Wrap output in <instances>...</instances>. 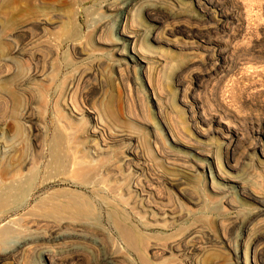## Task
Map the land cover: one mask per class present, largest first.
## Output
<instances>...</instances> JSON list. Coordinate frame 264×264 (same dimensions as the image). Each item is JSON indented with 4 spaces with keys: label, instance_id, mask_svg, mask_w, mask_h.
I'll list each match as a JSON object with an SVG mask.
<instances>
[{
    "label": "rangeland",
    "instance_id": "obj_1",
    "mask_svg": "<svg viewBox=\"0 0 264 264\" xmlns=\"http://www.w3.org/2000/svg\"><path fill=\"white\" fill-rule=\"evenodd\" d=\"M59 133L69 185L49 190L96 220L29 227L33 198L0 222V264H264V0H0V154L46 166ZM85 153L96 184L70 174Z\"/></svg>",
    "mask_w": 264,
    "mask_h": 264
},
{
    "label": "bare ground",
    "instance_id": "obj_2",
    "mask_svg": "<svg viewBox=\"0 0 264 264\" xmlns=\"http://www.w3.org/2000/svg\"><path fill=\"white\" fill-rule=\"evenodd\" d=\"M123 28H124V26H123ZM123 28H122V30H123ZM123 32H126V31H123ZM132 46H133V43H132ZM64 92H65V89H64ZM60 95H62V91L60 92ZM191 114H192L191 117H193L194 116L193 113H191ZM196 116H197V114H196ZM202 118L205 120L204 117H202ZM194 119H196V117ZM212 119H214V118H212ZM215 120H217V119H215ZM196 122H197V120H196ZM212 126H213V124H212ZM218 128H219V126H218ZM87 131L93 132L92 129H90V128H88ZM90 132H89V134H90ZM94 132H96V131L94 130ZM54 138L55 139L53 141V144L50 143L51 146H49V148H48L49 153H50V160H49V164H47L46 166H43V164H42V159L44 157L43 154H44V150H45L43 147L41 150L38 149V152L36 153L33 160L28 159L22 153H20L19 155L13 154L11 157H9V160H8V159L4 158V156L1 155L2 153L0 152L1 153L0 154V222L5 220L9 216L17 214L19 211L26 209L27 206L30 204L31 200L33 198L35 199L36 197H39V201L35 205L30 207L25 213H23V215H24L23 218L25 220H27V222L26 221L25 222L29 227L30 226H39L41 224H45V225L51 224L53 226V228L55 227V229L56 228L57 229L72 228L74 230H78L80 228H85V229L90 228L92 226L90 221L96 220L95 213H94L93 206H92L91 202L88 199L84 198L80 191H77V190L72 189L70 187H61V188L49 190L51 188L50 185L55 184V183L68 184L69 185V179L64 178V177L62 178L61 174L63 172L61 173L59 171L60 167L62 168V166H63V168L65 166L68 168V163L66 162V159L64 158V155H63V147L62 146L64 143L63 142L64 137L61 133H59ZM236 138L238 140V137H236ZM234 140H235L234 138L228 140L227 144L232 146V144H234ZM98 144H100V143L98 142ZM19 151L21 152V150L19 148L15 149V152H19ZM261 151H262V154H264V148H262ZM132 152H133V150H132ZM80 153H82V152H80ZM86 153L84 154L85 156L82 157V161H77L75 163L73 162V166L76 165V167H74V170H72L70 174L72 175V178L84 175V178L86 177V179H85L86 182L96 184V182L98 181V174L99 173L97 172L96 166L93 163L94 158L93 157L89 158V156ZM82 155H83V153H82ZM86 157H88L89 159H86ZM126 158H127L126 154L119 155L118 156V162L124 161ZM19 159H20V161H19ZM17 161H19V163L15 165V163ZM63 168H62V171L65 169L64 172H67L66 171L67 168H64V169ZM72 173H74V174H72ZM87 177H88V179H87ZM45 188H48V190L44 191V194H43L42 190ZM129 190H128V192H129ZM37 206L39 207V214H37L38 218L37 217H35V218L26 217L25 218V215L33 214V212L38 211V210H35V207H37ZM30 216L31 215H29V217ZM113 219H114V226H115L114 228L117 229L119 235L124 240L126 248L129 250L131 249V250L138 251V240L140 238H138L137 235L134 233L133 228L130 225H127V219L125 217V214L123 212L118 213L117 211L114 210ZM18 220L21 221L20 219H18ZM12 222L17 223L13 219H12ZM4 225L2 228H0V235H1L0 238L3 236V234L12 232L14 230V228L16 227L14 225H9V224L5 225V226ZM23 231L25 232L27 230H23ZM29 231H30V229H29ZM33 232H34V230H33ZM66 232H68V230ZM72 238H81V237H80L79 233L78 234L75 233L72 235L65 234V235H60L58 238H56L57 241H55V242H58V240L62 241L65 239H72ZM41 240L42 241H49L50 238L44 237V238H39L36 240H25L21 247L23 248L26 245L37 243ZM252 256H254V255H252ZM255 256H257V255H255ZM139 258H140L139 262H141L140 264H150L145 258L141 257V255H139ZM253 260H254V258H253Z\"/></svg>",
    "mask_w": 264,
    "mask_h": 264
}]
</instances>
